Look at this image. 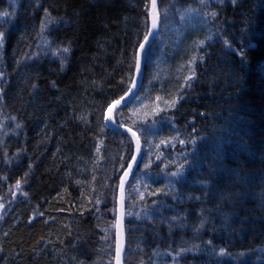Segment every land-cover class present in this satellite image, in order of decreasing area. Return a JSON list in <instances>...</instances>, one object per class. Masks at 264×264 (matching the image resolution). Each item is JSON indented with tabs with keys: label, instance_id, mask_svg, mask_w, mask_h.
Here are the masks:
<instances>
[{
	"label": "trees",
	"instance_id": "1",
	"mask_svg": "<svg viewBox=\"0 0 264 264\" xmlns=\"http://www.w3.org/2000/svg\"><path fill=\"white\" fill-rule=\"evenodd\" d=\"M150 1L0 0V264H114L133 145L104 119L132 85ZM158 8L142 87L115 115L143 150L126 189L125 264H171L182 249L179 264H264V0ZM197 8L179 40L181 13Z\"/></svg>",
	"mask_w": 264,
	"mask_h": 264
},
{
	"label": "water",
	"instance_id": "2",
	"mask_svg": "<svg viewBox=\"0 0 264 264\" xmlns=\"http://www.w3.org/2000/svg\"><path fill=\"white\" fill-rule=\"evenodd\" d=\"M158 4H159V0H155V7H153V0L150 1V7H149V30L147 35H149V40L146 44V49L147 51L149 50V48L152 46V44L156 41L160 29H161V17H160V13H159V8H158ZM154 15L158 16V20H157V27L154 29L152 27L153 25V17ZM151 33V34H150ZM144 42V40L142 41V43ZM139 52V48L137 50V53ZM142 56V60H141V68H140V72L138 73L136 71V67H135V71H134V78L132 81V85L130 86V88L132 89L131 92H126L124 94V100H121L120 105H116L115 103L111 104L105 114V119H104V123H105V127L113 132H117V133H121L124 134L126 136L129 137L130 141L132 142L133 145V156H138L139 159V163H140V159L142 157V143L140 141V138L138 136V134L131 128L127 127V126H122V125H117L116 123L113 124L112 120H115V115L118 112V110H120L121 108H124L126 106H128L130 103H132L137 95L138 92L141 89L142 86V81H143V77H144V73H145V59H146V55L145 54H141ZM120 100V99H118ZM132 132H135L136 135L133 136ZM139 140V146H140V153H137V141ZM129 164H133L132 170L129 171V174L127 177H125V196H126V189L129 185L130 180L132 179L133 175L135 174V172L138 169L139 164H135L133 163L132 159L130 160ZM127 170V167L126 169ZM123 176V175H122ZM120 183H121V179L119 182V187H118V195H117V203H116V221H115V257H114V264H117V259H116V246H117V241L118 239H120V237L122 236L123 238V246H122V250H121V254L119 257V264H125V254H126V235H125V223H126V207H125V200L121 201V190H120Z\"/></svg>",
	"mask_w": 264,
	"mask_h": 264
},
{
	"label": "snow or ice",
	"instance_id": "3",
	"mask_svg": "<svg viewBox=\"0 0 264 264\" xmlns=\"http://www.w3.org/2000/svg\"><path fill=\"white\" fill-rule=\"evenodd\" d=\"M202 2H203V0H202ZM236 2H237V0H233V3H236ZM153 7H155V0H153ZM45 15L48 16V13L45 12ZM211 15L214 17L216 15V13L213 12V13H211ZM157 20H158V16L157 15H154V17H153V25H152V27L154 29L157 27ZM51 22H52L51 19H49L48 20V23H51ZM44 26L45 25L42 23V25H41V30L42 31H43ZM3 35H4L3 32H0V46L3 45ZM148 40H149V35H145L144 42L139 45V52L137 53V55L135 57L136 71L138 73L140 72V68H141V60H142L141 54L143 53V54L146 55V53H147L146 44H147ZM203 44H204V41H201V45H203ZM225 44L227 45L228 42L225 41ZM248 48H249V45L248 44L242 43L241 44V47L238 50H236V49H232V50L235 51V54L238 55L243 60L244 57H245V54H246V50ZM62 51L64 53H67L69 51V49L67 47H65V48L62 49ZM62 63H63V61H62ZM193 75H195V73H193ZM190 79H192L191 76H189V77L186 78V80H190ZM184 86L185 85H182V87H184ZM131 91H132V89L129 88L128 89V92H131ZM157 99H159V97ZM121 100H124V97L123 96L120 98V100L114 101V103L116 105H120ZM176 102H177L176 100H173L171 102V106L174 107L175 104H176ZM112 123L115 124L116 121L115 120H112ZM17 127H19V125H17ZM193 131L194 132L196 131L195 128L193 129ZM132 135L135 136L136 133L135 132H132ZM180 143L183 145L185 143V141L181 140ZM190 143H192L193 145H195L196 144V140L195 139H192L190 141ZM137 153L138 154L140 153L139 140L137 141ZM131 159H132L133 163H135L137 165L139 164L138 156H133V157H131ZM122 167H123V165H122ZM132 167H133V164H128L127 165V170L124 171L123 176L121 177L120 190H121V201H122V203L126 199V196L124 194L125 193V177L128 176L129 171L132 170ZM148 167H150V163L149 164H145V168H148ZM183 169H184V165H181L175 171H172L171 172L170 175H171V178H173L171 180V182L173 184H179V183H181L183 181V179H184ZM16 188L17 189L20 188V183L19 182H17ZM141 198H143V194L142 193H141ZM0 207H3V205H0ZM200 226L203 227V221L201 222V225ZM122 246H123V238L121 236L120 239H118L117 246H116V254H117L116 255V259H117V264H119V257H120V254H121ZM223 254H224V250L221 249L220 250V255H223Z\"/></svg>",
	"mask_w": 264,
	"mask_h": 264
},
{
	"label": "rangeland",
	"instance_id": "4",
	"mask_svg": "<svg viewBox=\"0 0 264 264\" xmlns=\"http://www.w3.org/2000/svg\"><path fill=\"white\" fill-rule=\"evenodd\" d=\"M199 12H202V11L199 8H197V10L195 11V16L193 15V12L189 13L188 11H184V12L181 13V15H180V21L179 22L181 24H184L183 25L184 28L182 30L183 33H181L179 40H188V37L191 36L190 34L193 32V29H196V27H195V21L197 19V16H198ZM210 30H212V29H210ZM181 46H182V48H184L183 45H181ZM2 47H3V45L0 46V52L2 51ZM188 52H190V49H184L182 51H177L176 52V55H178L179 57H182L183 58V55L184 54L187 53L186 56L189 55ZM2 117H3V115L0 114V120L3 119ZM1 123H3V122H1ZM184 254H185V250L182 249V250H180L178 252V254L176 255V258L171 256V258H170L171 259V264H179L178 261L180 262V260L183 259ZM192 256H194V255L192 254ZM156 257H157V255H156ZM159 262L161 263V260Z\"/></svg>",
	"mask_w": 264,
	"mask_h": 264
},
{
	"label": "bare ground",
	"instance_id": "5",
	"mask_svg": "<svg viewBox=\"0 0 264 264\" xmlns=\"http://www.w3.org/2000/svg\"><path fill=\"white\" fill-rule=\"evenodd\" d=\"M141 87H142V86H141ZM113 103H114V102H113ZM113 103H112V104H113ZM107 109H108V108H107ZM106 111H107V110H106Z\"/></svg>",
	"mask_w": 264,
	"mask_h": 264
}]
</instances>
